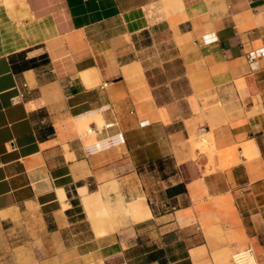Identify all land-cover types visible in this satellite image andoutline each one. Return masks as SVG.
<instances>
[{
    "label": "crops",
    "instance_id": "0c3cea01",
    "mask_svg": "<svg viewBox=\"0 0 264 264\" xmlns=\"http://www.w3.org/2000/svg\"><path fill=\"white\" fill-rule=\"evenodd\" d=\"M14 221L35 264H264V0H0Z\"/></svg>",
    "mask_w": 264,
    "mask_h": 264
},
{
    "label": "rangeland",
    "instance_id": "374dc122",
    "mask_svg": "<svg viewBox=\"0 0 264 264\" xmlns=\"http://www.w3.org/2000/svg\"><path fill=\"white\" fill-rule=\"evenodd\" d=\"M140 43L143 47L146 46L149 43L147 36L143 35ZM203 144L207 147L205 142ZM30 224L35 225V222H31ZM37 232V227L30 228L29 226H23L20 221L3 224L0 227V264H35L26 259V252L30 251L33 247H27L28 251H24L22 247H24L23 244L25 242L31 241L32 236Z\"/></svg>",
    "mask_w": 264,
    "mask_h": 264
},
{
    "label": "built area",
    "instance_id": "2783aa9c",
    "mask_svg": "<svg viewBox=\"0 0 264 264\" xmlns=\"http://www.w3.org/2000/svg\"><path fill=\"white\" fill-rule=\"evenodd\" d=\"M253 56L248 57V61L250 62L253 60ZM108 107H102L100 108V111L107 110ZM113 124H107L105 128H111ZM124 144V138L121 133H115L112 135H109L107 137L101 138L91 144H88L85 146L84 151L87 156L95 155L101 152H105L107 150H110L112 148L121 146ZM231 263L232 264H256L255 257H254V251L250 246H247L243 248L242 250H239L235 252L231 256Z\"/></svg>",
    "mask_w": 264,
    "mask_h": 264
},
{
    "label": "bare ground",
    "instance_id": "6f19581e",
    "mask_svg": "<svg viewBox=\"0 0 264 264\" xmlns=\"http://www.w3.org/2000/svg\"><path fill=\"white\" fill-rule=\"evenodd\" d=\"M200 143V142H199ZM86 201V200H85ZM87 202V201H86ZM95 202H97V201H95ZM101 202V201H100ZM88 203H90V202H88ZM91 203H92V201H91ZM90 205H94V204H90ZM86 206H87V209H89L88 207V204H86ZM95 206V205H94ZM99 206V205H98ZM91 207V206H90ZM90 210V209H89ZM88 210V211H89ZM92 210V209H91ZM101 210H104L103 209V207H101ZM88 211H87V213H88ZM96 211V210H95ZM89 213H91V212H89ZM8 214V213H7ZM11 215V214H10ZM92 215H93V217H92ZM91 216H89V217H91V218H93L94 220H96V217L97 218H100V219H102V221L104 220V219H108L109 220V218H108V214L106 213V212H104V211H101V212H97L96 214L94 213V214H92ZM2 218H3V216H1ZM90 218V219H91ZM129 219V218H128ZM127 219V220H128ZM99 222V221H98ZM107 224H108V222H106ZM124 224H125V222H124ZM100 225V224H99ZM101 225H103L102 223H101ZM96 226V225H95ZM97 226H98V224H97ZM96 226V227H97ZM121 226V225H120ZM95 227V228H96ZM115 227V226H114ZM97 229V228H96ZM102 230V229H101ZM108 230V229H107ZM99 232V231H98ZM100 232H102V231H100ZM104 234V233H103Z\"/></svg>",
    "mask_w": 264,
    "mask_h": 264
},
{
    "label": "trees",
    "instance_id": "16d2710c",
    "mask_svg": "<svg viewBox=\"0 0 264 264\" xmlns=\"http://www.w3.org/2000/svg\"><path fill=\"white\" fill-rule=\"evenodd\" d=\"M174 190H176V188H173V189H171L170 191H168V192H172V191H174Z\"/></svg>",
    "mask_w": 264,
    "mask_h": 264
}]
</instances>
